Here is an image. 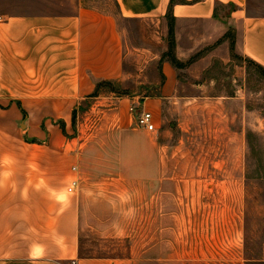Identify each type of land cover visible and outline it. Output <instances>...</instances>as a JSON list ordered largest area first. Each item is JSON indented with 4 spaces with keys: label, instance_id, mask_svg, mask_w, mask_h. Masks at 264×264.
<instances>
[{
    "label": "rangeland",
    "instance_id": "1",
    "mask_svg": "<svg viewBox=\"0 0 264 264\" xmlns=\"http://www.w3.org/2000/svg\"><path fill=\"white\" fill-rule=\"evenodd\" d=\"M77 3L114 16L122 34L124 72L114 81L119 91L103 87L100 94L135 101L129 107L114 98L90 99L75 110L67 135L76 138L74 153L90 143L81 161L87 176L71 192V185L65 187L62 196L88 200L80 255L118 264L264 260V75L238 53L234 28L124 19L114 0H2L0 10L67 13ZM246 11L264 19V0H247ZM170 27L174 54L184 66H172L177 81L159 105V127L144 130L162 162L158 178L146 179L140 160L128 161L129 145L138 139L128 138L120 149V136L106 131L118 120L137 128L138 102L160 96V59L172 49Z\"/></svg>",
    "mask_w": 264,
    "mask_h": 264
},
{
    "label": "crops",
    "instance_id": "2",
    "mask_svg": "<svg viewBox=\"0 0 264 264\" xmlns=\"http://www.w3.org/2000/svg\"><path fill=\"white\" fill-rule=\"evenodd\" d=\"M114 1L124 19L170 17L177 23L197 20L222 28L229 24L236 32L238 53L264 67V19L247 14V0ZM123 65L122 34L110 14L80 3L67 13L0 10V264H118L111 258L80 255L82 228L91 212L88 200L62 194L73 181L78 186L87 176L81 161L90 143L74 153L76 138L67 135L72 133L76 108L90 99L114 98L129 107L135 103L122 96H92L98 82L120 80ZM162 73L160 96L142 98L135 109L136 115L152 112L156 128L159 105L177 81L168 61ZM109 117L116 120L115 114ZM127 121H113L104 131L120 136V149L128 138L138 139L129 145L133 156L128 161L137 165L140 160L144 178L157 179L162 169L159 147L146 135L148 130ZM250 261L264 262L222 263Z\"/></svg>",
    "mask_w": 264,
    "mask_h": 264
},
{
    "label": "trees",
    "instance_id": "3",
    "mask_svg": "<svg viewBox=\"0 0 264 264\" xmlns=\"http://www.w3.org/2000/svg\"><path fill=\"white\" fill-rule=\"evenodd\" d=\"M168 19H170L172 22L174 21L173 18L168 17ZM172 27H170V46H172V49L168 50L166 53H164L161 56L160 59V63L164 62V61H168L172 66L176 67V68H182L184 66V63L181 62L174 54V50H173V35H172ZM234 43H235V36H233L232 41H231V46L230 48L233 50L234 47ZM246 60H248L249 62H251L252 64H254L264 75V67L260 64H258L257 62L253 61L250 58L246 57ZM103 87H110V89H112V92H118V88L114 87V81H110V80H103L100 81L96 84V88L92 94V96H97L100 94V91ZM73 122H75V111L73 114ZM60 127L62 128V130L65 132V127H64V123L60 122Z\"/></svg>",
    "mask_w": 264,
    "mask_h": 264
},
{
    "label": "built area",
    "instance_id": "4",
    "mask_svg": "<svg viewBox=\"0 0 264 264\" xmlns=\"http://www.w3.org/2000/svg\"><path fill=\"white\" fill-rule=\"evenodd\" d=\"M136 124L140 128H144L148 131H154L156 129L153 114L150 111H143L136 117ZM73 170H76L74 167ZM76 181H73L71 186L68 188V191L71 192L73 188L76 186Z\"/></svg>",
    "mask_w": 264,
    "mask_h": 264
}]
</instances>
